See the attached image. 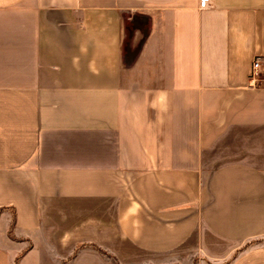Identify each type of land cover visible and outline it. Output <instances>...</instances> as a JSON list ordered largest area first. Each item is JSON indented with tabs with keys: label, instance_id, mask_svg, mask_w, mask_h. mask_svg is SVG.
Instances as JSON below:
<instances>
[{
	"label": "crops",
	"instance_id": "0c3cea01",
	"mask_svg": "<svg viewBox=\"0 0 264 264\" xmlns=\"http://www.w3.org/2000/svg\"><path fill=\"white\" fill-rule=\"evenodd\" d=\"M1 223L0 264H264V0H0Z\"/></svg>",
	"mask_w": 264,
	"mask_h": 264
},
{
	"label": "rangeland",
	"instance_id": "374dc122",
	"mask_svg": "<svg viewBox=\"0 0 264 264\" xmlns=\"http://www.w3.org/2000/svg\"><path fill=\"white\" fill-rule=\"evenodd\" d=\"M124 21H123V40H122V60L123 62H126L127 60H129L130 56L132 55L133 51L136 48V42L134 41V43L131 42V32L133 31L134 27H139L140 29V33L143 35L145 32V27L146 24L144 22V18L140 15L135 16V18L132 19H127L125 18V15L123 17ZM0 237L2 238V240L5 242V244H8V240H10V238L7 237L6 235V226L4 223L0 224ZM7 237V238H5ZM1 242V241H0ZM186 260H192V262H194L195 257L192 256L190 257H186Z\"/></svg>",
	"mask_w": 264,
	"mask_h": 264
},
{
	"label": "built area",
	"instance_id": "2783aa9c",
	"mask_svg": "<svg viewBox=\"0 0 264 264\" xmlns=\"http://www.w3.org/2000/svg\"><path fill=\"white\" fill-rule=\"evenodd\" d=\"M209 4V0H202V5H207ZM259 64V57H255L252 60V65H251V80H253L252 77H254L256 75V70H257V66Z\"/></svg>",
	"mask_w": 264,
	"mask_h": 264
},
{
	"label": "trees",
	"instance_id": "16d2710c",
	"mask_svg": "<svg viewBox=\"0 0 264 264\" xmlns=\"http://www.w3.org/2000/svg\"><path fill=\"white\" fill-rule=\"evenodd\" d=\"M101 250V249H100ZM103 251V250H102ZM103 252H105V251H103ZM107 255H110L108 252H105Z\"/></svg>",
	"mask_w": 264,
	"mask_h": 264
}]
</instances>
